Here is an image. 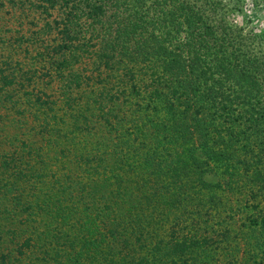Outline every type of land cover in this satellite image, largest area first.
Returning <instances> with one entry per match:
<instances>
[{
	"label": "trees",
	"instance_id": "1",
	"mask_svg": "<svg viewBox=\"0 0 264 264\" xmlns=\"http://www.w3.org/2000/svg\"><path fill=\"white\" fill-rule=\"evenodd\" d=\"M8 2L33 15L28 40L43 47L37 60L58 92L26 93L24 105L8 94L0 137L11 129L12 159L39 160L66 184L47 200L38 188L23 208L33 231L0 264H216L202 255L218 239L211 218L233 216L226 203L238 199L252 212L247 243L237 239L264 254V49L251 50L263 36L237 37L216 0ZM0 63V83L14 88ZM95 122L101 139L82 151L76 136Z\"/></svg>",
	"mask_w": 264,
	"mask_h": 264
},
{
	"label": "rangeland",
	"instance_id": "2",
	"mask_svg": "<svg viewBox=\"0 0 264 264\" xmlns=\"http://www.w3.org/2000/svg\"><path fill=\"white\" fill-rule=\"evenodd\" d=\"M216 1H219V4L223 9L222 13L225 14L224 19L226 23L233 28L237 37H250L251 40L257 38V41H261L260 38L262 36L264 37V0ZM0 2H2V5L0 3V59L7 63L8 69L6 74H9L11 71L18 77V82L16 81L17 83L14 88H12V86H3L0 83V86L2 87L0 91V106L3 104L6 105V96L8 94H11L12 100H19L22 105L32 101L31 98H27L25 95L26 93L51 92L52 95H57L58 91L56 88L58 85H56L55 81H50L49 77L43 75L44 72L40 68V65L42 64L37 60L39 59V56L36 55L40 54L39 52L43 47H40L38 44L36 45L38 42L31 43L30 40H28L31 36L29 37L28 34L30 33L27 30L31 28L32 31L33 29L37 30L38 28L34 23L29 22V19L31 20L33 15L29 14L30 17L25 18L27 13L24 11V14H22L17 10L14 12V10L8 5V0H1ZM51 14V18L48 20H50L52 24L53 20L56 19L57 16H60V13L56 9L51 11ZM22 16L24 19H22ZM21 22L24 24L22 27L20 25ZM43 23L44 21L39 19L37 25L39 26ZM53 36H55V33L51 32L50 35L47 36V38H49L48 41L52 40L51 38ZM263 49L264 47L251 46L253 53ZM29 68L36 71H33L34 74H31V79H29L31 81L28 83L23 80V74L27 72ZM19 84H24V87H21ZM144 101L145 98H143L141 102L138 100L141 104H143ZM5 107L10 109L9 105L0 108L3 117L7 115L5 112L7 109H5ZM38 111L40 116L45 114L41 108H39ZM152 111L156 114H161V107H157L154 110L151 108L148 109V112ZM12 112L15 113L14 111H11V117H15ZM1 124L0 121V127ZM91 126L92 131H89L88 136L83 138H80L82 135L76 136L79 138V145H82V151L90 150L93 152L94 146H96V141H100L98 140V137L101 139V124L95 122L91 124ZM63 128L64 127H62V130ZM13 135L14 132L11 129H7L6 132L1 131L0 137V154H5V156H1L0 160V211L4 214L3 219L0 220V252L1 250L4 251L13 248L17 243H21L23 237L28 234L25 232L32 230H24L25 222L23 221V215L25 212L23 211V208L36 200V194L39 190L38 188H40L41 195L46 196L43 198L47 200L49 196L54 197L53 194L56 196L60 195L62 192V186L66 184V182L61 180L57 175L51 178V176H53L52 173V175L44 177L42 175L44 171H40L42 168L36 166L39 160H33L30 162L33 165L32 168L24 166L20 167L18 162L21 160L12 159L17 158L15 154L12 155V151L15 146L19 145V143L13 145L9 143L6 144L7 140L12 138ZM17 151V154L24 155L20 148H18ZM38 176H40L38 178L40 183L35 181ZM56 178L59 182H56ZM242 197L244 196H241V198ZM259 201L260 208L264 209V202H261V200ZM227 206L233 207L231 209L233 216L227 218L225 215H220L219 219H217V216L211 218L212 220L210 224L211 226L214 225L213 230H215L218 239L206 246L207 248L202 250V255H207L210 258L215 257L214 262H216V264H228V262L229 264H264V254L261 252L255 253L256 251H254L255 249L252 248L251 244H244L243 238L237 239L240 233L247 243L246 240L248 237L246 229L242 225L246 221V216H249L252 212L249 203H246L245 206L244 201L238 199L233 201V203H226V207ZM234 208H240L241 211L245 210L246 213L242 214L241 211H237ZM43 219L45 221L47 220L45 214ZM221 219L225 220L222 224L217 225L216 220ZM209 220L210 218H203V221L205 222L203 225L210 226L206 224ZM168 226L169 223L164 222L163 226L160 228L166 229ZM242 231H245V234H243ZM225 233H227V237L225 238L226 241H222L219 237ZM232 259L235 260V262ZM253 259L255 260L253 261Z\"/></svg>",
	"mask_w": 264,
	"mask_h": 264
}]
</instances>
